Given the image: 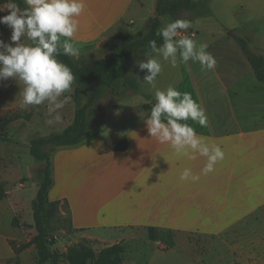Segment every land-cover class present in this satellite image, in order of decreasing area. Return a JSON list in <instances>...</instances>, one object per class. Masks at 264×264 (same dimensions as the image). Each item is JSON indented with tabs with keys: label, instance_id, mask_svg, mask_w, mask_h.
Instances as JSON below:
<instances>
[{
	"label": "crops",
	"instance_id": "0c3cea01",
	"mask_svg": "<svg viewBox=\"0 0 264 264\" xmlns=\"http://www.w3.org/2000/svg\"><path fill=\"white\" fill-rule=\"evenodd\" d=\"M85 4L73 38L79 49L76 57L97 51L120 23L147 20L141 15L146 0H85ZM220 5L224 25L213 22L215 26L202 28L203 19H199L188 29L195 32L198 44L208 45L207 51L217 61L214 70H202L191 60L176 67L161 61L156 89L141 82L146 70L138 66L135 70L142 97L155 101L157 89L172 86L190 93L203 108L207 126L188 123L223 150L224 158L213 172L203 174L205 157H178L168 144L150 137L145 124L150 115L133 122L122 135L106 139L95 130L77 145L52 151L48 201L66 206L73 230L108 241L109 246L121 242V264H264V83L256 79L237 42L243 40L252 53L264 57V0H222ZM10 36L11 29L0 25V40L11 43ZM1 82L9 88L1 96L10 98L12 112L22 108L33 115H49L47 103L21 106L22 83ZM72 88L66 94L70 99L59 110L58 132L74 118ZM122 140L126 148L115 150ZM185 168L199 175V180H180ZM4 173L0 172L5 185V197L0 200V264H35V246L15 252L36 231L24 242L17 233L22 225L13 226L21 214L16 198L21 185L6 188ZM59 261L68 264L63 258L47 264Z\"/></svg>",
	"mask_w": 264,
	"mask_h": 264
},
{
	"label": "clouds",
	"instance_id": "9594fccd",
	"mask_svg": "<svg viewBox=\"0 0 264 264\" xmlns=\"http://www.w3.org/2000/svg\"><path fill=\"white\" fill-rule=\"evenodd\" d=\"M24 3L23 9L14 0L0 5V12L9 13L0 17V25L11 29V43L0 40V81L12 79L23 84L21 106L24 108L47 103L50 119L46 124L52 126L62 120L59 110L70 99L66 94L72 92L75 81L71 69L57 57L79 55L73 38L79 31L78 17L86 11V4L85 0H24ZM192 26L187 19L175 20L158 31L163 41L160 46L155 40L149 41L145 53L149 58L137 61L139 70H146L143 84L156 89L157 77L162 72L161 61L176 67L178 62L191 60L198 62L202 70L215 69L217 61L207 51L208 45L182 35ZM25 37L30 43L24 42ZM188 121L207 126L203 108L190 93L172 86L155 91V103L145 121L149 136L168 144L178 157L195 159L197 154L205 157L207 162L202 172L207 175L223 160L224 152L219 145L198 135ZM199 178L190 168L180 174L182 181L195 182Z\"/></svg>",
	"mask_w": 264,
	"mask_h": 264
},
{
	"label": "rangeland",
	"instance_id": "374dc122",
	"mask_svg": "<svg viewBox=\"0 0 264 264\" xmlns=\"http://www.w3.org/2000/svg\"><path fill=\"white\" fill-rule=\"evenodd\" d=\"M198 1L208 7V14L198 16L195 12H183L178 14L176 19L191 18V23L203 19L199 22L202 28L215 26L213 22H220L221 25L225 24L223 15L220 16L221 9L222 11L224 10V7L222 8L220 5L222 0ZM146 2L147 7L141 12L142 17L147 19L145 22H137L136 24L120 23L104 39L100 48L90 55L82 57L66 55L67 62L58 57L57 59L74 70L86 69L95 63H107L112 57V44L120 36H135L138 33L145 34L148 20L154 17L156 0H152V2L146 0ZM2 13L4 15L9 14L8 11ZM161 21V28L167 23L173 22L170 16L162 17ZM24 42H29L26 37ZM123 60V74L128 81H114L108 87L100 86L98 98L91 107L89 120L91 121L92 129L94 131L97 130L95 132L106 139H110L112 135L124 134L133 122L141 117L150 115L151 108L155 103V101L147 97H142L139 89L134 86L137 61L141 60V55L138 52L128 53ZM96 82L94 81V84ZM73 85L75 90L77 86L75 83ZM8 91L9 88L7 89L3 82L0 81V120L20 111L28 112L27 109L22 108H15L13 112L11 111L13 104L10 98L3 99L1 96L3 94L6 95ZM87 101V96H84L82 103L85 104ZM28 113H30L28 119L20 118L0 130V172L5 171L4 174L8 180L6 188L12 189L13 186L17 188L21 185L20 191L16 196L20 201L21 214L16 216L15 220L18 227L22 225V229L17 230V233H20V237H24V242L30 240L35 234L32 203L35 201L42 183L49 178L48 173L45 175V170L52 151L56 147L53 144H42L41 141L51 135L60 133L57 130L58 128L55 127L56 124L52 126L46 124V121L50 119L49 115ZM1 157H4L6 161L2 160ZM41 213L40 217L43 221L44 234L53 252L63 254L68 250L74 249L91 250L98 253L111 244L108 241L73 230L70 226L68 210L61 202L48 203V201H45ZM4 230H6L5 227H3L2 231ZM16 243L20 244L22 242L17 241ZM29 258L32 260L33 254ZM57 264L65 263L59 261Z\"/></svg>",
	"mask_w": 264,
	"mask_h": 264
},
{
	"label": "trees",
	"instance_id": "16d2710c",
	"mask_svg": "<svg viewBox=\"0 0 264 264\" xmlns=\"http://www.w3.org/2000/svg\"><path fill=\"white\" fill-rule=\"evenodd\" d=\"M5 2H7V0H0V4ZM14 2H16L21 9L26 7L22 0H14ZM183 12H195L200 16L208 14L209 11L208 7L198 0H157L155 16L148 20L145 34L138 33L135 36H120L118 40L112 44V57L107 63H95L82 70H74L69 67L75 77L74 83L77 86L72 96L76 106L73 121L62 132L51 135L47 139L42 140L41 143L53 144L56 146L55 148L66 147L77 145L92 137L94 130L92 129L89 117L92 104L98 98L99 87H108V85L114 81H128L123 74L124 56L128 53L138 52L141 55V60H143L146 57L145 53L149 50V41L155 40L158 46L163 43L162 38L157 35L162 25L161 18L170 16L172 20L175 21L177 20V15ZM183 19L192 20L191 18H182L181 20ZM237 42L249 61L256 79L264 83V57L252 53L247 43L243 40L238 39ZM58 58L67 62L66 55H59ZM100 78L102 79L100 80ZM94 81H97L96 84H94ZM134 86L138 88L136 80L134 81ZM84 96L88 98L85 104L82 103ZM29 116L30 113L20 111L7 118L1 119L0 130L15 120L20 118L28 119ZM126 145V141L122 140L114 146V149L121 151L126 148ZM47 173L49 178L42 183L35 201L32 203L33 222L36 234L28 243L16 249L12 243L15 252L18 253L30 245L35 246L37 251V261L35 264H47L49 261L56 262L60 258H63L68 264H121L124 253V245L121 242L108 246L98 253L91 250L73 249L63 254H58L50 249V244L44 234L43 221L40 217L42 214V207L45 201H48L47 193L51 186L50 160L46 166L45 175H47ZM4 186V182H0V200L5 197ZM48 203L52 202L48 201ZM13 226H17L15 220L13 221Z\"/></svg>",
	"mask_w": 264,
	"mask_h": 264
},
{
	"label": "built area",
	"instance_id": "2783aa9c",
	"mask_svg": "<svg viewBox=\"0 0 264 264\" xmlns=\"http://www.w3.org/2000/svg\"><path fill=\"white\" fill-rule=\"evenodd\" d=\"M182 35H188V36H190V38H194L195 37V32L194 31H190V30H187V32L186 33H182ZM180 37H177V39H179Z\"/></svg>",
	"mask_w": 264,
	"mask_h": 264
}]
</instances>
